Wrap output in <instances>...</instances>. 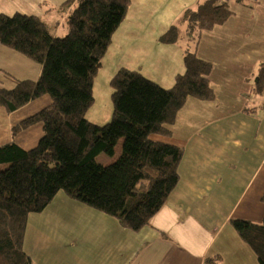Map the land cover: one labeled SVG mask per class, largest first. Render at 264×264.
<instances>
[{"label": "crops", "instance_id": "0c3cea01", "mask_svg": "<svg viewBox=\"0 0 264 264\" xmlns=\"http://www.w3.org/2000/svg\"><path fill=\"white\" fill-rule=\"evenodd\" d=\"M64 1L0 0V13L39 15L57 33L68 15L60 10ZM201 1L132 0L103 59L108 80L126 66L172 86L184 71V49L192 41L185 34V41L167 43L160 35ZM217 2H227L233 14L226 23L201 31L195 43L198 56L213 64L216 97L189 96L170 126L172 133L157 136L184 148L180 181L166 203L141 229L132 230L60 190L45 209L28 216L24 249L32 264H208L207 257H217L218 264H259L230 221L264 220V91L256 87L264 60V0ZM1 70L16 79H37L41 65L34 77L10 65ZM50 101L46 95L5 110L6 116L1 111L7 122L0 144L15 138L25 149L37 145L42 123L16 136L13 128Z\"/></svg>", "mask_w": 264, "mask_h": 264}, {"label": "trees", "instance_id": "16d2710c", "mask_svg": "<svg viewBox=\"0 0 264 264\" xmlns=\"http://www.w3.org/2000/svg\"><path fill=\"white\" fill-rule=\"evenodd\" d=\"M131 3L65 0L60 6L68 12L64 36L39 15L0 13V42L41 65L37 79H17L11 88L0 84V106L12 112L46 95L51 100L13 128L16 136L42 123L37 145L25 149L15 138L0 145V165H6L0 168V264L33 263L24 249L28 216L45 209L60 190L139 230L178 185L184 148L156 135L172 133L170 126L189 96L215 99L213 64L198 56L195 43L201 31L226 23L233 11L216 0L187 8L179 19L187 23L192 41L184 49V71L165 87L138 69L119 68L110 79L112 119L101 125L86 112L95 101V77ZM180 35L179 24H172L160 40L172 43ZM258 79L256 87L263 92L264 60ZM122 137L123 150L114 162L97 160L101 152L113 155ZM230 223L264 264V220ZM206 259L218 264L217 257Z\"/></svg>", "mask_w": 264, "mask_h": 264}, {"label": "rangeland", "instance_id": "374dc122", "mask_svg": "<svg viewBox=\"0 0 264 264\" xmlns=\"http://www.w3.org/2000/svg\"><path fill=\"white\" fill-rule=\"evenodd\" d=\"M216 3H218L217 0ZM179 21L180 20L175 19L172 23L179 24L180 26L181 35L178 40L185 41V34H186L185 30L187 28V23H180ZM57 30H58L57 34H59L60 36H64L67 34V27L65 23L63 25H60ZM150 49L152 52H156L153 47H151ZM1 65H10L11 67L17 69L19 68L23 69L24 75H33L32 77H34L35 75L34 74L35 70L40 67L37 61L27 57L26 55L16 50H13V48L11 49V47L7 45L5 46V44L3 45V43L0 42V66ZM104 68L105 70L101 68L95 77L94 86H93L95 101L93 105L86 112V116L90 121L101 125L110 121L113 115V101L111 97L112 88L110 86V80H108L106 65L104 66ZM0 79H2L0 84L5 85L6 87L9 88L13 87L15 85V81L17 80L12 73L10 74L9 72H7V76H6L2 70L0 73ZM18 79H32V78H18ZM1 111L3 113V116H6V111L2 106H0V112ZM6 122L7 119H4L3 117L2 119L0 118V130L2 131L1 137H3L5 134ZM157 136L159 135H156V137ZM124 139H125L124 137L120 138V140L116 145L115 153L113 155H109L106 152H101L97 155V160L104 164H110L114 162L122 153ZM2 141L4 140H1V142ZM4 167H6V165H0V168H4ZM61 191L65 192L64 190ZM29 228L32 229V226L29 225ZM30 235L31 233L29 231V236Z\"/></svg>", "mask_w": 264, "mask_h": 264}]
</instances>
